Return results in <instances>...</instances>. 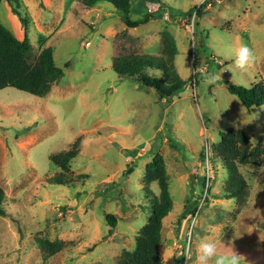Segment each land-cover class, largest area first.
<instances>
[{"label":"rangeland","instance_id":"rangeland-1","mask_svg":"<svg viewBox=\"0 0 264 264\" xmlns=\"http://www.w3.org/2000/svg\"><path fill=\"white\" fill-rule=\"evenodd\" d=\"M162 2L179 14L132 0L139 18L152 17L129 28L107 4L1 0L0 23L25 36L34 56L50 48L63 77L42 98L0 90V264H116L150 221L159 189L145 175L157 157L171 197L161 264H195L203 239L234 250L241 264H264V161L238 166L246 195L227 200L221 149L229 130L264 148V106L247 110L227 91L264 87V0ZM244 45L255 62L242 70L235 60ZM167 51L182 80L197 75L170 102L112 69L114 59L166 61ZM74 144L64 172L49 158ZM105 214L115 219L111 235Z\"/></svg>","mask_w":264,"mask_h":264},{"label":"trees","instance_id":"trees-1","mask_svg":"<svg viewBox=\"0 0 264 264\" xmlns=\"http://www.w3.org/2000/svg\"><path fill=\"white\" fill-rule=\"evenodd\" d=\"M80 1L85 7L89 8L99 3L110 5L129 28L145 25L152 17L146 14L143 18H139L138 8L134 9L131 6L132 0ZM140 1L158 5L171 18L175 16V13L179 14L178 11L170 12L168 9H165L162 0ZM203 8L204 6L201 5L200 10L197 11V16H201ZM164 40L166 41V38ZM166 43L170 47L172 46L171 39H167ZM167 53L168 60L155 62V64L147 59L138 60L132 57L114 59L112 69L120 77L134 79L136 83L153 89L159 100L170 102L173 97L177 96L187 87L188 82L192 83V79L196 83L194 79L197 75H194L193 78H189L187 81L182 80L174 68L173 52L167 51ZM152 71L161 72L164 79L163 77L159 78L151 75L150 72ZM62 77L63 73L54 64L53 52L50 48H45L37 56H34L31 51V45L25 36L22 39L16 38L0 23V90L11 88L42 98L49 93L51 86L59 82ZM227 91L235 96L241 106L247 110L253 107L261 108L264 106L263 86L253 85L251 88H245L243 86L229 85ZM221 149L228 175L224 197L227 200H241L246 195L247 185L238 172V166L248 164L259 165L262 160L264 161V148H250L248 138L241 131L229 130L223 136ZM77 154L78 147L74 144L70 151L51 156L49 159L55 166L65 172L68 171L69 162ZM125 173L129 174L130 170H127ZM58 181L62 180L58 178ZM145 181L147 184L156 181L159 189V194L154 201L155 205L151 208L150 221L135 238L134 251L123 252L116 264H161L157 251L160 239L159 233L161 221L171 208V197L168 190V178L160 157L155 158L149 164ZM3 197V192L0 189V217L5 216L2 209ZM188 212L194 214V210L183 211L178 217L179 223L187 218ZM105 219L111 227V231H109L111 235L112 229L115 227V219L110 214H105ZM46 246L51 247V244H42L43 248Z\"/></svg>","mask_w":264,"mask_h":264},{"label":"clouds","instance_id":"clouds-1","mask_svg":"<svg viewBox=\"0 0 264 264\" xmlns=\"http://www.w3.org/2000/svg\"><path fill=\"white\" fill-rule=\"evenodd\" d=\"M203 0H197L202 3ZM195 15V14H194ZM255 62V53L248 46H241L235 64L240 69H246ZM205 165L210 166V162L205 160ZM171 258V257H169ZM242 256L234 250L231 253H221L218 251L217 243L210 239H203L197 246L195 264H241ZM190 259V257H188Z\"/></svg>","mask_w":264,"mask_h":264},{"label":"built area","instance_id":"built-area-1","mask_svg":"<svg viewBox=\"0 0 264 264\" xmlns=\"http://www.w3.org/2000/svg\"><path fill=\"white\" fill-rule=\"evenodd\" d=\"M152 5H155V4H152Z\"/></svg>","mask_w":264,"mask_h":264},{"label":"crops","instance_id":"crops-1","mask_svg":"<svg viewBox=\"0 0 264 264\" xmlns=\"http://www.w3.org/2000/svg\"><path fill=\"white\" fill-rule=\"evenodd\" d=\"M111 11V10H110ZM114 12V11H113Z\"/></svg>","mask_w":264,"mask_h":264}]
</instances>
